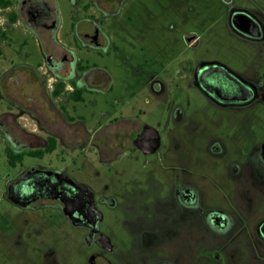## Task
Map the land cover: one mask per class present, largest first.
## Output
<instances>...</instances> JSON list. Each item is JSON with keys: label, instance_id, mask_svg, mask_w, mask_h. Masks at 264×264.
<instances>
[{"label": "flooded vegetation", "instance_id": "1", "mask_svg": "<svg viewBox=\"0 0 264 264\" xmlns=\"http://www.w3.org/2000/svg\"><path fill=\"white\" fill-rule=\"evenodd\" d=\"M112 1L85 4L88 27H74L72 46L57 39L56 0H0V144L14 169L0 187V264H54L58 215L85 264H264V0H223L230 29L252 41L249 57L235 62L223 55L231 48L209 52L186 33L175 77L207 102L188 143L180 106L173 128L131 107L79 110L108 86L78 50L107 49L100 24ZM17 26L39 39L38 67L18 61ZM37 85L50 112L35 104ZM132 161L150 168L146 199L121 202L111 185L130 181ZM121 207L125 239L104 223Z\"/></svg>", "mask_w": 264, "mask_h": 264}, {"label": "rangeland", "instance_id": "2", "mask_svg": "<svg viewBox=\"0 0 264 264\" xmlns=\"http://www.w3.org/2000/svg\"><path fill=\"white\" fill-rule=\"evenodd\" d=\"M56 1L60 12L57 39L76 46L74 27H88L86 23L91 10L87 11L85 4L90 0ZM109 9L110 13L104 16L105 20L100 24L107 36V49L100 51L81 47L78 50V55L84 61L95 63L105 70L99 73V79L103 85L108 80V86L87 95L86 100L79 103V110L89 117L94 109L120 111L131 107L134 112L142 110L148 121L160 119L163 125L168 124L169 128H173L176 125L171 113L176 106H180L186 117V125L183 124L181 128L188 143V122L193 119V112L200 106H206L207 102L196 89L183 85V81L175 77L176 57L179 50L186 46V33H197L201 48L209 52L220 47L231 48L232 51L223 55L235 62L250 56L252 41L236 35L230 29L223 0H114ZM9 35L19 53L18 61L21 64L26 62L38 67L42 63L43 50L38 38L19 26L11 28ZM5 67L2 64L0 70H5ZM154 86L161 87V90L156 92ZM26 90L32 88L27 87ZM32 94L35 104L42 111H49L44 103L45 93L41 86L37 85ZM193 120L198 122L203 118L200 116ZM54 163L60 165V158ZM126 168L130 172V181L121 182L118 187L113 182L112 191L119 193L121 202L145 201L150 168L143 166L140 161L129 162ZM95 169L105 171L99 164H95ZM13 171L0 144V187L3 178ZM122 209L116 211V220L107 210L104 222L105 227L113 230L119 239L126 238L122 231ZM52 247L54 264H85L81 246L76 241L67 243L63 240L60 215L53 220Z\"/></svg>", "mask_w": 264, "mask_h": 264}, {"label": "water", "instance_id": "3", "mask_svg": "<svg viewBox=\"0 0 264 264\" xmlns=\"http://www.w3.org/2000/svg\"><path fill=\"white\" fill-rule=\"evenodd\" d=\"M13 194V193H12ZM12 200H15V197H12Z\"/></svg>", "mask_w": 264, "mask_h": 264}]
</instances>
